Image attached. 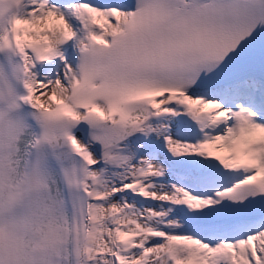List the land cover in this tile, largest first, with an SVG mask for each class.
Instances as JSON below:
<instances>
[{
  "label": "snow or ice",
  "instance_id": "6c2138e0",
  "mask_svg": "<svg viewBox=\"0 0 264 264\" xmlns=\"http://www.w3.org/2000/svg\"><path fill=\"white\" fill-rule=\"evenodd\" d=\"M0 264H264V0H0Z\"/></svg>",
  "mask_w": 264,
  "mask_h": 264
}]
</instances>
